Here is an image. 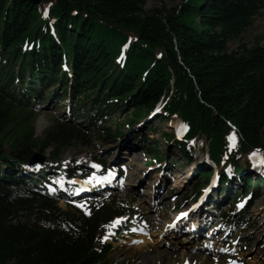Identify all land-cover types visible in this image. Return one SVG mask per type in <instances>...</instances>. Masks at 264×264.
Wrapping results in <instances>:
<instances>
[{"label": "trees", "instance_id": "16d2710c", "mask_svg": "<svg viewBox=\"0 0 264 264\" xmlns=\"http://www.w3.org/2000/svg\"><path fill=\"white\" fill-rule=\"evenodd\" d=\"M146 2L0 0V264H111L104 231L128 211L101 201L62 209L40 183L18 177L34 152L53 146L47 160L58 164L59 153L84 137L55 121L35 138V109L56 86L73 113L89 115L111 139L163 106L160 122L188 127L182 158L204 135L218 166L236 167L252 151L264 162V44L228 49L264 0H184L149 13ZM122 113L130 117L113 126ZM149 152L162 161L157 146Z\"/></svg>", "mask_w": 264, "mask_h": 264}, {"label": "rangeland", "instance_id": "374dc122", "mask_svg": "<svg viewBox=\"0 0 264 264\" xmlns=\"http://www.w3.org/2000/svg\"><path fill=\"white\" fill-rule=\"evenodd\" d=\"M183 1L163 0L162 3L158 0H147L143 11L149 13L154 9L164 8L168 10L178 6ZM49 8L50 4L44 6L43 9L46 11ZM257 40H259L261 45L264 44V10L258 13L253 19V23L240 36L239 40L228 43V49L231 52H236L241 45L249 49L257 43ZM55 88L49 89V93L45 95V100L35 111L33 117L35 138H42L55 121L61 124L71 122L73 126L83 132L84 137L77 142L71 143L64 151H61L59 158L63 161V170H70L71 174L77 177L73 181L76 185V190L93 184L94 180L91 177L97 170L95 163L102 164L104 168L115 170L122 180L121 182H124L121 185L118 184V187L113 192L102 193L95 198L102 202H109L112 208H124L130 212L128 216L125 215L120 218H127L133 229L129 228L127 229V234L117 237L112 232L105 233V241L112 245L110 260L113 264H218L217 261H222L221 264H225L228 260L238 264H264V185L255 205L242 215V218L246 219L245 230L242 232V230L234 231L232 229L226 238H223V235L227 230H223L221 235L217 236V238L226 241L224 246L221 247L223 254L220 259L215 258L214 253L215 259H211V254L204 256L201 253L218 251L222 243L216 242L215 239L210 242L204 241L202 244L200 243L198 247L202 250L196 249V251L200 252H189L192 248L186 249L177 245L176 242H172L174 241L172 238L175 237L174 225L179 221L178 219H173L174 212L177 210L182 211L186 208L193 200L196 193V185L201 187L204 182L202 183V178H199L196 174H194L195 176L187 185L185 184L188 177L184 179L185 182L182 181L181 183L178 182L179 179L177 178L184 174L191 175L194 167L198 171L202 164L201 162L205 161V159L207 160L205 136L199 135L195 139L194 149L196 156L189 164L186 163L185 160L181 159L178 149L170 142L163 140L162 135L164 133L167 135L172 133L174 120L160 122L156 117L160 112L158 109L152 116L140 122L139 126L137 124V126L129 128V130L122 128L121 138L114 142L109 138L110 132L92 128L87 116L81 115L73 119L69 115L67 96L58 100L55 95L59 91ZM51 94H53L52 97L50 96ZM129 117V113H122L119 116L114 115L111 123L113 126H120ZM110 128L112 131V127ZM130 131L132 134L130 133L128 137L130 139L129 142H132V146L124 143L119 144ZM133 135L136 136L135 140H131ZM150 145L152 147L157 146L160 154L165 156L168 152L170 155H167V161L147 169L146 167L149 163L153 164L152 154L149 152ZM124 147L125 149L123 150H128L129 153L122 152V156L116 159L117 149L120 152ZM53 151V146L45 148L42 151L43 156L48 157ZM249 159V156H243L240 164L247 162ZM48 167V163L43 164L41 172ZM196 171H193V173ZM160 172H163L161 177ZM96 186L99 187L100 185ZM74 190L72 189V191ZM92 191L91 186L86 192ZM59 205L62 208L67 207L63 202L59 203ZM206 208L214 212L212 206ZM230 209H232L230 210L232 214L234 207L231 206ZM188 215H194L193 217H195V212ZM234 215L232 214V216ZM172 219L171 226L165 225ZM234 219L236 220V218ZM217 220L218 217L213 219L215 222L212 226L211 234L213 236V228H216L219 224V222H216ZM183 221L181 220V225L185 224ZM231 221L232 218L230 219ZM121 224H123L122 221L114 222V225L113 222H110L108 225H110V228L111 226L120 228ZM229 224L228 221V226ZM170 233H174V235L171 236ZM195 248H197L196 245ZM159 254L168 259L158 257ZM195 254L203 255L193 256ZM202 256L204 259H202ZM206 257L210 259L206 260ZM226 259L227 261H225Z\"/></svg>", "mask_w": 264, "mask_h": 264}, {"label": "water", "instance_id": "95a60500", "mask_svg": "<svg viewBox=\"0 0 264 264\" xmlns=\"http://www.w3.org/2000/svg\"><path fill=\"white\" fill-rule=\"evenodd\" d=\"M32 3L37 5L39 3V0H32ZM43 161H44V159L39 154L35 153L29 159L28 166L30 168L39 167Z\"/></svg>", "mask_w": 264, "mask_h": 264}, {"label": "bare ground", "instance_id": "6f19581e", "mask_svg": "<svg viewBox=\"0 0 264 264\" xmlns=\"http://www.w3.org/2000/svg\"><path fill=\"white\" fill-rule=\"evenodd\" d=\"M187 177H188V175H185V174H184L183 176H179V178H177V179H179V181H178V182H180V183H181L182 181H183V182H185V180H184V179H186ZM81 195H82V194H81ZM193 213H194V212H193ZM193 213H192V214H193ZM192 218H194V217L192 216V217H191V219H192ZM191 219H189V221H188V222H190V221H191ZM192 221H193V220H192ZM194 221H195V219H194ZM194 221H193V222H194ZM183 222H184V223H186V221H183ZM165 256H167V255H165ZM182 256H184V254H182ZM158 257H160V258H162V257H163L164 259H168V258L164 257L162 254H159V256H158ZM167 257H168V256H167ZM206 260H209V258H208V257H206ZM213 264H215V263H213Z\"/></svg>", "mask_w": 264, "mask_h": 264}]
</instances>
